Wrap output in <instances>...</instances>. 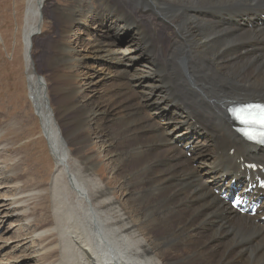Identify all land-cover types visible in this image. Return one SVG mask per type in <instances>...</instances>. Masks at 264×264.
<instances>
[{
	"label": "bare ground",
	"instance_id": "obj_1",
	"mask_svg": "<svg viewBox=\"0 0 264 264\" xmlns=\"http://www.w3.org/2000/svg\"><path fill=\"white\" fill-rule=\"evenodd\" d=\"M47 1L28 2L25 63L55 167L43 180L29 164L32 150L0 139V184L7 187L0 229L10 217L3 232L17 224L12 237L0 235V264H264V205L261 214H241L216 193L230 190L233 177L254 181L258 172L246 163L264 162L263 149L237 133L229 114L234 104L264 103V0H110L92 26L107 34L92 44L83 37L93 34L81 29V38H71L77 11L97 17L88 0L66 13L56 9V44L71 71L55 66L63 84L52 88L32 54ZM159 18L169 27L157 28ZM84 48L103 57L87 65L90 74L79 70ZM104 62L117 64L114 72ZM126 87L131 94L123 97ZM95 91L102 101H94ZM103 121L114 122L116 135L95 129L102 144L86 152L90 137L79 129H102ZM140 132L147 134L135 139ZM99 152L111 162L108 178L96 168Z\"/></svg>",
	"mask_w": 264,
	"mask_h": 264
},
{
	"label": "rangeland",
	"instance_id": "obj_2",
	"mask_svg": "<svg viewBox=\"0 0 264 264\" xmlns=\"http://www.w3.org/2000/svg\"><path fill=\"white\" fill-rule=\"evenodd\" d=\"M75 1V2H74ZM92 7L95 9L97 17L94 16H88L87 18H84L80 11H77V13L74 15L72 22L73 26L71 29L72 36L71 38L77 37L78 39L81 38L85 33L91 32L93 34L94 38H90L91 40L88 41V37L84 36L83 41H86L84 44H89V42H94L99 37H104L105 33L107 34V30L104 31L103 26L100 25V28L92 27L99 15L100 12L99 9L103 11V9L109 4L110 0H88ZM124 0H120V2H123ZM29 0H0V127H2V132L0 133V139H10L9 141L11 144L16 142V139L18 143L14 145V147H19L23 145V148L25 150H32L30 151L29 157L31 158L29 161V164L35 168L34 172L36 175H42L43 180H45V174L50 169L53 170L55 167V160L52 156V152L48 146V141L45 137V134L42 130L41 120L37 116L34 105L32 103L31 99V93L29 92V80L27 77V66L25 61V49H26V42H25V35L24 30L26 26V17H27V5ZM80 4V0H48L45 4L44 8V15L45 18L43 19L42 26H41V32L38 33L37 36L34 38V47H33V56L35 58L37 71L39 74L44 76L47 80L48 85L52 88L56 84H63L59 80V77L53 76V68L57 66V68L60 71L63 72H70L71 69L64 68V64L62 59L63 52L60 49V44H56V42L61 38V26L58 25V11H55L56 9L62 10L63 12H68L69 9L72 8L73 5ZM90 3H84L83 8L85 10L88 9ZM83 4V3H81ZM88 6V7H87ZM68 9V10H67ZM79 8H77L78 10ZM97 9V10H96ZM65 10V11H64ZM156 11V8H154ZM111 15V14H110ZM110 15H107L104 17L105 19ZM39 16V15H38ZM143 21H147L144 19L146 17L142 14ZM40 17V16H39ZM85 21H88L90 24L87 26L88 29H85L84 23ZM157 22V28L161 26H168V23L163 21L161 18L156 19ZM33 24L31 22V19L29 20V27ZM160 24V25H159ZM151 25L149 24L148 27ZM78 29H81L84 31L80 34V31ZM91 30V31H90ZM168 36H165L162 32L160 34L161 39H166V37H170V33H167ZM163 35V36H162ZM163 37V38H162ZM125 34H124V42H125ZM124 42H121L124 44ZM75 45L78 44L74 42ZM92 44V43H91ZM83 54L85 55V59H82L80 61V67L79 70L83 72H87L90 74L87 65L90 64H96L97 61H100L103 57L102 56H94L90 53L87 49H82ZM56 53L57 56L55 57L54 62L50 65L48 62L49 56H53L52 54ZM72 55V54H71ZM74 56V55H73ZM92 57H98L96 61L90 62ZM101 57V58H100ZM100 58V59H99ZM141 58V56H140ZM137 59L140 61L141 59ZM57 60V62H56ZM129 59H127L128 62ZM53 61V60H52ZM57 63V64H56ZM100 65V64H99ZM117 64H113L109 66L106 62H104L101 66L105 69H108V71H113L116 69ZM118 66H121V64H118ZM66 70V71H64ZM70 70V71H69ZM105 71V72H108ZM121 83L124 81V78H120ZM51 83V84H50ZM82 83V81H81ZM135 87V89L140 90L141 85L137 83H133L132 85ZM101 93H102V89ZM122 93L123 91L126 92V95L123 97H128L131 94L130 87L121 88L120 89ZM119 90V91H120ZM95 97L94 101H99L100 94L98 91H95ZM56 95L52 93L51 100H52V106L56 108ZM119 101H123V98H118ZM102 101V99H101ZM78 113V112H77ZM159 115L160 112H157ZM32 116V117H31ZM109 118V117H106ZM154 119H158V116L156 114H153ZM166 120V118H165ZM165 120H160V122H164ZM14 122L18 123V127L14 126ZM20 122H23L26 127L21 126V128H24L21 130L19 128ZM114 122H107L103 121V127H97V126H85L83 128H80L79 130H84L86 134L90 137L85 144H90L86 147V152H93L95 153L97 148L100 144V139H97L96 134L94 133V130H100L103 132V135L107 136L106 138L111 137L110 133L112 132L113 135H116V131L110 132V126L113 125ZM79 125L77 116L72 119V125L71 129L77 128ZM106 125V128H105ZM110 125V126H109ZM136 127V126H135ZM105 128V129H103ZM180 128H178L179 130ZM78 130V131H79ZM88 130V131H86ZM93 133H92V131ZM185 128H182L181 131L184 132ZM177 131V130H176ZM82 131L80 132V134ZM107 133V134H106ZM79 134V136H80ZM147 133L140 132L139 135H135V139H139L140 136H145ZM171 135V134H170ZM93 138V139H92ZM19 139V140H18ZM197 139V138H196ZM196 139H193L195 141ZM100 149V147H99ZM93 150V151H92ZM95 150V151H94ZM99 165L96 166V168H101V171L99 173L103 175L105 178L110 177V171H111V162L109 161L108 156H105L104 154H101L99 152ZM190 157V155H188ZM106 164V165H105ZM27 167H25L26 169ZM97 168V169H98ZM108 170V171H107ZM1 169H0V177H1ZM115 183L112 182V185ZM0 192H3L7 189V187L0 184ZM6 188V189H5ZM1 203V201H0ZM160 215V214H159ZM12 218L10 217L9 221H11ZM9 221L7 224L3 225L0 229V235L3 234L6 237H12L13 232L17 228V224L13 225L11 227V230L9 232L4 233V229L9 226ZM11 224V223H10ZM14 229V230H13ZM13 231V232H12ZM27 229H25L23 232L25 233ZM19 234V233H17ZM22 235V233H20ZM3 235L1 237H3ZM4 238V237H3ZM1 238V239H3ZM2 241V240H1ZM11 249L7 248L3 251H9ZM36 249V248H35ZM23 250V249H22ZM26 250V249H25ZM24 250V251H25ZM18 255H20L19 251L17 252ZM9 258H11V255H8ZM23 264H26L25 262Z\"/></svg>",
	"mask_w": 264,
	"mask_h": 264
},
{
	"label": "snow or ice",
	"instance_id": "obj_3",
	"mask_svg": "<svg viewBox=\"0 0 264 264\" xmlns=\"http://www.w3.org/2000/svg\"><path fill=\"white\" fill-rule=\"evenodd\" d=\"M248 107L260 109L261 117L258 121H255V122L259 123L261 126H264V105H250ZM252 138L255 139L256 137L253 136Z\"/></svg>",
	"mask_w": 264,
	"mask_h": 264
}]
</instances>
